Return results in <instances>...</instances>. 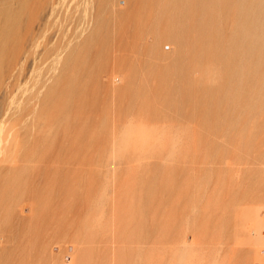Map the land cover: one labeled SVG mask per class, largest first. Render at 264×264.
<instances>
[{"label":"rangeland","instance_id":"374dc122","mask_svg":"<svg viewBox=\"0 0 264 264\" xmlns=\"http://www.w3.org/2000/svg\"><path fill=\"white\" fill-rule=\"evenodd\" d=\"M0 264H264V0H0Z\"/></svg>","mask_w":264,"mask_h":264}]
</instances>
